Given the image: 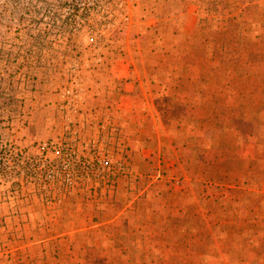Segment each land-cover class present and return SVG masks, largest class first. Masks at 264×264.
<instances>
[{"label": "rangeland", "instance_id": "374dc122", "mask_svg": "<svg viewBox=\"0 0 264 264\" xmlns=\"http://www.w3.org/2000/svg\"><path fill=\"white\" fill-rule=\"evenodd\" d=\"M0 264H264V0H0Z\"/></svg>", "mask_w": 264, "mask_h": 264}]
</instances>
